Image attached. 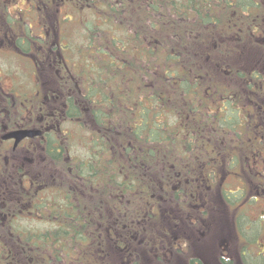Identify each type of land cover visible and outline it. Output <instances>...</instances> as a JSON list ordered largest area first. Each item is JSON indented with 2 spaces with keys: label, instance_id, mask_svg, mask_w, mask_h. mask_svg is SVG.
Listing matches in <instances>:
<instances>
[{
  "label": "trees",
  "instance_id": "trees-1",
  "mask_svg": "<svg viewBox=\"0 0 264 264\" xmlns=\"http://www.w3.org/2000/svg\"><path fill=\"white\" fill-rule=\"evenodd\" d=\"M75 5L78 13L80 8L103 13L82 22L90 53L73 54L71 78L65 77L63 87L64 121L76 124L86 152L75 157L71 134L64 130L61 158L56 160V152L49 151L51 138L44 156L49 163L63 164L62 178L71 181L63 184L66 198L72 194L68 185L74 186L76 180L86 190L79 192L76 215L64 214L62 234H50L49 240L65 238L69 247L65 258L75 243L79 264H96V257L105 258L106 246L116 250L124 244L144 251L145 235L154 231L153 218L158 214L153 208L151 217L138 213L146 211L147 203L158 207L159 186L166 191L161 194L163 202L186 208L189 202H179L177 191L170 187L180 182L189 197L198 186L199 181L190 180L206 162L205 133L215 145L211 131L222 129L215 110L229 111V129L249 120L246 112L232 106L241 97L225 80H238L245 89V84L251 87L264 80V71L248 66L245 54L252 46L264 50V0H77ZM25 31L33 34L29 26ZM82 43L71 39L72 47ZM70 51L67 41L62 53L71 56ZM254 53L256 58L259 51ZM259 63L264 65V57ZM41 73L36 86L45 90ZM0 118H4L1 113ZM14 157L20 153L0 154L2 173L8 166L3 185L10 163L17 161ZM0 235V256L7 260L8 234ZM40 237L44 235L28 234L27 241L32 252L41 255L34 241Z\"/></svg>",
  "mask_w": 264,
  "mask_h": 264
},
{
  "label": "flooded vegetation",
  "instance_id": "flooded-vegetation-1",
  "mask_svg": "<svg viewBox=\"0 0 264 264\" xmlns=\"http://www.w3.org/2000/svg\"><path fill=\"white\" fill-rule=\"evenodd\" d=\"M24 3L27 6H22ZM75 3H77V0H0V58L8 57L7 55L17 52L23 55L20 58H23V61L27 63V70L35 78L37 74L41 77L42 71L44 74L49 73L55 79V82L42 81V86H45V90L35 87L34 84L33 97L29 98L26 96L23 98L26 103L23 101L22 104L25 106V111H27L23 115L21 114L20 118L12 117L11 120L7 105H0V113L4 116L3 119L0 118V154L20 153V157H14L17 161L10 163L12 169L8 171V177L3 178L4 181L2 183H5L4 185L1 184V179L7 173L8 166L4 168V173H2L0 168V197L4 195L0 202L5 203V200L7 201V205L0 204V220H2L0 222V232L8 234V259L5 260L1 255L0 264H53L55 261L61 264H79L77 257L78 247L75 243L71 245L72 251L70 250L68 257L65 258V254H67L69 249L64 242L65 238L55 242L54 238L50 236L53 239L50 238L49 240L50 234H62L64 214L70 215L73 213L76 215L75 210L78 209L77 204L80 200L79 185L76 183L74 186L68 185L69 187L66 190L72 194L70 199L66 198L63 184L71 181L68 180L67 182L62 176L49 179V174L44 171L47 169V163L45 165L42 159V157H45L44 153L48 152L46 144L50 138L54 143H52L49 151L56 152V156H62L64 135L62 127V124H64V103L61 102V104L54 105L56 101L54 97L56 95L48 96L46 92L47 90L62 91L67 81L65 77L71 78L68 76L71 68L69 65L71 56L64 54L67 52L62 53L66 50L67 40L65 38L68 37L61 30L60 25L62 19L70 16H64L61 19H56L55 17L56 21L47 22L45 12L53 11V9L60 12V6L64 5V7H67V4L74 8L76 7ZM11 10L18 11V15L12 13ZM29 12L31 14L34 13L36 27L39 32L44 30V34L31 35L25 31V27L28 26L29 31H33L32 24L26 20L29 18ZM19 43L25 44V46H20ZM27 43L28 45H26ZM1 71L2 68H0V73ZM9 73L13 76L10 70ZM38 81L37 83L39 84ZM259 84L264 87V80H260ZM51 85L55 88L49 87L47 89V86ZM252 86H254V83ZM11 88L10 90L12 91H19L16 83H13ZM15 93L16 98L22 96L20 91ZM255 103L253 111L256 108ZM211 107L212 105L208 109L211 110ZM260 107L264 109V105H260ZM215 112L217 119L221 122L222 129L218 133L211 131V134L219 144V138H228L227 135L230 134L229 127L227 126V129L223 125H227V121L230 118L227 117L229 111L226 108L225 110L218 108ZM252 113V120L246 121L249 134L243 137V145L240 143L241 135L236 130L238 123L231 128L235 131V134L232 135L234 141L232 144L235 147L231 150L228 147L224 148V146L223 148L220 147L219 151L215 150L208 139V132L205 133L204 144L208 146L205 149L203 148L202 156L206 162L200 169V176H195V178H192L194 175L191 176L190 181H195L194 183L199 181V184L192 189L191 196L188 198H193L194 200L199 192L201 179H203L210 184L207 186L211 194H207L208 197L205 199V202L209 204V208H203L200 211L191 210L189 212L187 217L189 218L188 227L185 225L189 229V234L183 230L184 223L180 220V223L174 226L177 229L174 230L175 234L182 238L176 245L163 244L161 246L160 243L156 242L144 243L146 247L155 251L156 262H150L147 259L143 261L141 259L143 255L139 254L140 251L133 250L130 246L124 244L120 247L121 259L119 262L123 264V261H130L131 263L133 260L131 255H134L136 257L134 264H264V221L257 223L264 215V212L263 215L257 214L256 217H253L254 219L250 220L252 218L251 210L255 213L257 212L253 210L250 202L251 198H256L252 194L264 195V186H262L264 185V121L260 120V123L255 112ZM5 120L8 121V124L5 123ZM257 120L260 124L255 128L254 125H257ZM21 129L33 130L37 133L33 136L22 138L16 144L14 138H5L8 133ZM250 141H252L251 144H246ZM255 143H260V149L254 148ZM238 154L245 156L247 160L251 157L254 162H259L263 169H256L254 174L248 175V171L245 168L240 169V157ZM227 155L229 156L227 157ZM35 156H39L42 162L37 159L35 161ZM60 156L56 157V160L61 158ZM23 160H28L29 162L24 163L22 162ZM228 161L236 164L233 172L227 170V166L230 165V163L227 164ZM250 163L247 161L246 166L249 167ZM50 164L55 168L56 172L62 173V163L55 162ZM244 172L245 174H243ZM225 175H230L232 179L235 178L242 188L238 186L235 189L226 187L225 184H230V182H227V178L225 181L223 180ZM252 176L257 180V185H254L255 188L253 185L251 186L254 179ZM213 191L216 194L213 193L212 195ZM233 195L236 197L233 198ZM72 201L73 205L62 204V202ZM194 204H187V208L190 209V205ZM153 207L154 204L152 205ZM4 208L7 210H3ZM214 210L216 211L215 213H213ZM257 213L261 214L262 211ZM51 217H58L59 220L50 221L49 218ZM179 218L181 217H177V220ZM5 219L8 221H5ZM173 219L175 217L169 216L168 223L163 222V226H167ZM54 223L56 224L54 225L56 229L52 228ZM74 224L76 223L74 222ZM195 227L198 229L196 231L200 230L199 234L202 236L200 241L202 243L196 249L193 248L195 241L191 236L194 234L193 230ZM73 230L76 231L75 226H73ZM28 234L44 235L43 238L40 237L34 240L36 241L35 250L40 249L41 255L38 252H32L33 248L27 241ZM166 238L165 241L168 242V237L166 236ZM215 248L219 249L218 254L214 253ZM175 249L182 251V260L178 259L179 254L175 253ZM128 250H130V255L126 254ZM106 260H104L105 264L112 263V261L107 260V262Z\"/></svg>",
  "mask_w": 264,
  "mask_h": 264
},
{
  "label": "rangeland",
  "instance_id": "rangeland-1",
  "mask_svg": "<svg viewBox=\"0 0 264 264\" xmlns=\"http://www.w3.org/2000/svg\"><path fill=\"white\" fill-rule=\"evenodd\" d=\"M64 2H66V1H64ZM22 6H27V5L24 3ZM60 10H61L60 12H58L57 10H54V9H53V11H46L45 12V18H46L47 22H50V21H54L55 17H56V19L57 18L61 19L64 16H70L69 18L62 19V21H65V22L61 21L60 25H61V30L68 37V38H65V40H67L70 43L71 51L68 53H71V56H72L70 59V64H69L70 67H72L73 62H74L73 54L86 56L90 53V49L87 48L88 45L86 44L87 43L86 42L87 31L84 29V25H83L84 23H82V22H84V21L86 22L89 20L96 19L95 17H100L99 15L102 16L103 13H100V12H98L97 14L95 13L97 15L96 16V15H94L93 10H91V9L82 10L81 8H80V11L78 13L75 11V9L70 4L69 5L67 4V7H64V5H61ZM98 10L102 11L101 9H98ZM11 12L18 15V11L11 10ZM28 17L29 18H27L26 20L32 24V27H33L32 33L37 34V35L39 33L44 34V30H42V31L40 30V32H39V30L36 27L34 13L31 14V12H29ZM233 36H234V34L232 36H230V38H233ZM71 39L75 41V44H79L82 42L83 43L81 45L72 47ZM226 40H228V39H226ZM250 48H252V49L250 50ZM250 48L247 49V53L245 52V54H247L246 57L248 58L247 59V65L252 66L254 64V66L261 67V72L264 71V65H261L263 63H261V64L259 63L260 60L262 61V57H264V54L262 52L264 50L260 49L259 47H253V46ZM254 49H257L259 51V54L256 58H254V56H255ZM7 56L8 57L0 58V68H2V71H1L2 74L0 73V105H2V104L7 105V108H8L9 114L11 115V120H12V117H14V118L19 117L21 114L23 115V113H26L27 110L25 111V106L22 104V102L24 101L23 98L26 96L29 97V96H31V94H33L38 79L35 78L32 73H29V71H27V65H26L27 63L23 61V58H20V57H23V55L15 52V54L11 53ZM9 70L13 73V76L11 73H9ZM224 74H226L225 71H224ZM70 77H71V75H70ZM14 79H15V81H14ZM42 80L48 81V82H55V79H53L52 75H50L49 73L48 74L46 73L45 76L42 78ZM237 82H238V80H231L228 83V81L225 80V83L231 85V87L235 91V95L241 97L240 100L237 98L236 103H235V101H233L232 106L237 107L238 109H240L243 112H246L250 121L252 120V117H251L253 115L252 112H255L257 119L259 121L260 120L264 121V119H263L264 109H263V107H260V105H262V106L264 105V87L261 84L254 83V86L251 85V87H248L245 84V87H246V89H245L243 85L238 86ZM13 83H16V86H18L17 89H19L20 94L22 95V96H20V98H16V96H15L16 95L15 92H19L18 90H15V91L10 90V89H12L11 86L13 85ZM34 84H35V87H34ZM49 87L52 88L53 86L52 85L47 86V89ZM38 88L41 89V87H38ZM54 88L55 87H53V89ZM46 93L48 96H50L52 94L56 95V97H54L56 100L54 102V105L61 104V102L64 101V95L65 94L63 92V89H62V91L61 90H53V91L47 90ZM31 97H33V96H31ZM254 103L256 104V108L253 111L252 109H253ZM224 119H226V118H224ZM258 120H257V125L256 124L254 125L255 128L257 126H259V124L261 123V121L259 123ZM243 123H245V125H243ZM223 125L227 128L226 124H223ZM246 126H247L246 122H242V120H240L239 125L236 128L237 131H240V134L243 137H245L247 134H249V129ZM62 127L64 130L68 131L71 134L72 154L75 157H83L85 155V152H86V149H85L86 144L84 143V140L77 138L76 124H74L72 122H65L64 121V124H62ZM228 130L230 131V134L227 135L228 138H224V139L219 138L220 139L219 144L216 142V139H215V145L212 144V146L214 147L215 150L219 151L220 147L223 148V146H224V148L228 147L230 150L233 147H235L232 144L234 142L232 139V135L235 134V131H233V129H231V128ZM84 136H85V134H84ZM212 138L213 137H211L210 139H212ZM240 138H241L240 143H241V145H243L244 139L241 136H240ZM251 143H252V141L247 142L246 144H251ZM207 146L208 145L204 144L203 148L205 149V147H207ZM246 148L248 149V147H246ZM254 148L260 149V143H255ZM228 156L229 155H227V157ZM238 156L240 157V165H241L240 169L242 170L243 168H245L246 171H248L247 172L248 175H252V173L254 174V171L256 169H261V168L263 169V166L261 167L259 162H254L251 157H249L247 160L245 158V156H243L241 154L240 155L238 154ZM45 158L46 157H44V158L42 157L44 164L46 165V163H47V169L44 171L47 174H49L48 178L53 179V178H57L59 176L63 177L64 172H62L60 174L58 172H56L55 168L46 160L47 158L46 159ZM37 160L39 162H42L40 157L37 158ZM35 161H36V159H35ZM247 161L251 162L249 167L246 166ZM22 162L27 163L29 161L23 160ZM229 163H230V165L227 166V170L233 172V170L236 167V164H234V162H232V161L227 162V164H229ZM223 169H225V168H223ZM243 174H245V172ZM56 175H58V176H56ZM198 176H200V174ZM226 178H227V182H230V184H225L226 187H229L230 189H235L237 186L240 187V184L236 182L235 178L232 179L230 175L229 176L225 175L223 180L225 181ZM251 178H249V179L252 180ZM253 178L254 179H253L251 186L257 185L256 184L257 180L255 179V177H253ZM75 183L79 185L80 194L82 192L84 193V191L86 189L83 187L82 182L81 181H75ZM207 185H210V184L208 182L204 181L203 179H201V185L199 186L200 189H199V192L196 194L194 200H193V198L190 199L187 197L185 190H183L181 187L180 182L177 184H174L170 187V190H172L173 192L177 191V193H178L177 198L179 197V199H180L179 202H181V203L189 202L188 204L195 203L194 205H190L191 206L190 209L187 208V204L185 205L186 208L179 209L173 201H171V202L164 201L163 202L161 194H166V191H162L163 190L162 186H159L157 192L155 193L156 194L155 199L156 200L159 199L158 201L161 200L162 202L160 201V203L158 204V207H157V205H154V207L152 209L154 215H155V213L158 214V218H153L155 220V223L153 224L154 231L153 232L151 231V233H153V234L147 233V235H145V241H147L146 243L156 242V243H160L161 246L163 244H166V245L167 244H175L176 245V243H178V241L182 239L177 234H175V232H174V230L176 229V228H174V226H175V224L176 225L179 224L180 220H182L184 223L183 230H185L186 233L189 234V229H187L185 227V225L188 227L189 218H187V217L189 215V212L191 210L192 211H200L203 208L204 209L209 208V204L205 202L206 197H208L207 194H211V191ZM80 186L82 187L83 191L81 190ZM262 186H264V185H262ZM240 188H242V187H240ZM254 188H255V186H254ZM238 191H240V190H238ZM213 193L216 194L213 191L212 195H213ZM231 194H233V193H231ZM252 195L254 197H256V198L250 199L251 205L253 206V210L257 211V212L262 211V213L261 214L257 213V212L255 213L251 210L252 218H250V220L254 219L253 217H256L257 214L263 215V212H264V195L258 194V193H253ZM234 197H236V196L233 195V198ZM126 205L128 206L129 203H127ZM151 208H152V205L150 203H147L146 204V211L144 209H140L138 216L139 217H143V216L144 217L145 216L151 217ZM215 212L216 211L214 210L213 213H215ZM169 216H171L173 218L175 217V219H173V221H171L167 226H165L166 227L165 228L163 226V222L168 223ZM177 217H181V218H179L177 220ZM147 219H149V218H147ZM263 221H264V215L262 216V218H260V220L257 221V223H260ZM197 227H195V229L193 230L194 234L191 235L192 239H194V241H195V244L193 245L194 249L199 247L202 243V242H200L201 238H202V236L199 234L200 230L196 231V230H198V229H196ZM166 236L168 237V242L165 241L167 239ZM141 241H142V239L138 240L137 244L140 245L138 242H141ZM138 245H137V247H138ZM203 245H205V244H203ZM218 251H219V249L215 248L214 253L218 254ZM222 251H223V248H222ZM181 252L182 251L175 249V253L179 254V256H178L179 260L183 259V253H181ZM126 254L130 255V250H128L126 252ZM139 254L143 255L141 258L143 261H145L147 259L150 262H152V261L156 262V259L154 256L155 251H152L151 248H149V247H146L144 249V251H143V249H140ZM105 255H106L107 260L112 261V263L110 262L109 264H122L121 262H119V260L121 259V250L120 249L113 250L111 246H108ZM122 256H123V253H122ZM96 258H97V260H99L96 264H105L104 260H106V259L104 257H102V255H101L102 259L100 257H96ZM129 258H130V256H129ZM131 258L133 259L131 263H130V261L124 262L122 260L123 264H129V263L134 264L133 262H135L136 257L134 255H131ZM91 259H92V261H94L93 256L91 257ZM157 259H159V258H157ZM91 264H93V263H91Z\"/></svg>",
  "mask_w": 264,
  "mask_h": 264
},
{
  "label": "water",
  "instance_id": "water-1",
  "mask_svg": "<svg viewBox=\"0 0 264 264\" xmlns=\"http://www.w3.org/2000/svg\"><path fill=\"white\" fill-rule=\"evenodd\" d=\"M37 132H34L33 130H16V131H12L10 133H8L5 138H9L12 137L15 139V144L21 140L22 138L26 137V136H33L35 135Z\"/></svg>",
  "mask_w": 264,
  "mask_h": 264
}]
</instances>
